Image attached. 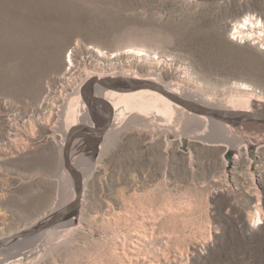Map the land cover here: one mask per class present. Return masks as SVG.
I'll use <instances>...</instances> for the list:
<instances>
[{
	"label": "rangeland",
	"instance_id": "rangeland-1",
	"mask_svg": "<svg viewBox=\"0 0 264 264\" xmlns=\"http://www.w3.org/2000/svg\"><path fill=\"white\" fill-rule=\"evenodd\" d=\"M246 17L254 25L236 38ZM126 70L264 101V0H0V239L75 198L64 126L79 124L81 101L88 108V72ZM116 103L125 116L106 152L104 136L69 143L73 164L87 161L73 166L91 170L67 215L75 228L61 232L65 218L8 239L0 264H264V131H231L256 144L252 171L245 148L228 164L235 141L218 128L149 125L129 117L147 113L142 97ZM179 132L185 150L170 137Z\"/></svg>",
	"mask_w": 264,
	"mask_h": 264
},
{
	"label": "bare ground",
	"instance_id": "bare-ground-1",
	"mask_svg": "<svg viewBox=\"0 0 264 264\" xmlns=\"http://www.w3.org/2000/svg\"><path fill=\"white\" fill-rule=\"evenodd\" d=\"M253 25L254 24L250 20V18L246 17L243 21L236 22L233 25V29H234L233 33L236 35V38H240L245 34L246 29H249V27L252 28ZM106 75H107V73L88 72V74L84 77L83 82L88 80L89 78H91L93 76L100 78V77H103ZM110 75L111 76H131V77H136V78H146V79H149V80H152L154 82L159 83L160 85H162V87L166 91L174 93L181 98H186V99L192 100L196 103L215 107V108L251 110V103L255 107L259 106V104H260L259 99H255L254 102H252V99L250 98L251 97L250 94H246L247 99L246 98L244 99L241 95L240 96L237 95V97H235V98H228L227 96H223L222 98L217 99L218 98L217 96H213L211 94L197 92V91H193V90H187V89H183V88L179 89V87H177L174 83L169 84L167 82H164L158 77H153L150 73L138 75L135 71L126 70V71L112 72V73H110ZM95 93H96V95L105 99L111 105L112 113H113L111 123H110L108 129L106 130V132L104 134L102 142L98 146V148H100L101 153L106 152V150L109 147L111 137L113 136L115 131L119 130V127L123 124V119H124L123 117L125 116V112L122 111V109H120V107H118L116 101H118V100H129V99L137 97V96L142 97L144 100H146V102H148V104L145 106L142 104H139L142 106L140 108L143 109L144 111H147V113L130 112L129 117H131V119H134V121L135 120H137V121L143 120L144 123H148L149 125H159V124H161V122H164V121L171 122L173 120V117H176L178 119V121H181L180 119L183 118L184 119L183 125H186L187 124L186 121L188 119H190V120L195 121V123H197L198 125H200L203 128H205L207 126L216 127L221 132H223L226 136L227 135L229 137L231 136L233 141H235V146H238L237 148L239 150L237 153H240V148H245L247 151L246 144L240 145L239 144V138L231 135L232 128L229 125H226V124L217 122L215 120L209 119L204 115H197V114H194L192 112H189L188 110L184 109L183 107H181L177 103L172 102L170 99H168L167 97H165L164 95H162L161 93H159L155 90H151V89L146 88V89H138V90H133V91H115V90H110V89L106 90V89H98L97 88L95 90ZM75 94L77 96H79V87L76 88ZM261 105H264V103H261ZM146 107H148V108H146ZM93 119H94V117L91 114L89 108H86L83 101H81L80 113L77 115V121L79 122V124H87V125L93 126V124H94ZM73 124H75V123H73ZM170 127L171 128L169 130L173 129L174 131H176L178 129V127H175V126H170ZM68 128H69V126H67V125L64 126L63 133L66 135V141H65V144L63 143V141L61 142V147L63 148V150H64V147H65L66 142H67V136H68V132H69ZM162 133H164V132H162ZM181 133L182 132H179L177 134V136L180 137ZM201 133L202 132L199 131L198 133H194V135L196 137H199L201 135ZM85 138L88 139L87 137H85ZM237 141H238V143H237ZM255 152H256V150H255ZM247 155H248V153H247ZM234 156L235 155H233V157ZM249 158L252 160L251 164H249V165H250L251 170L253 171L254 166L257 165V163H258V157L256 156V158H254V159L251 157H249ZM77 160H78V162L74 163V164H73L72 160H70V161H71L72 165H81V164L85 165V164H87V161L84 157H78ZM90 172H91V170L89 167L83 169L82 170V179L85 180L86 178L90 177V175H91ZM66 177L69 178L67 174H66ZM73 196L75 197V194H73ZM61 206H63V205H59V204L56 205V207H54V210L50 215H52L54 212H56L58 210V208H61ZM49 216H46V217L40 219L36 224H33L30 227L39 224L40 222L44 221ZM74 220H76V217L71 216V217L67 218L65 221H63L62 224L67 225V227L60 229V231L65 232L69 228H71V229L75 228ZM56 226H60V225L59 224L53 225L52 227H50V229L51 228L54 229V228H56ZM30 227L28 226L24 229L18 230L16 233L27 230ZM48 229L49 228H47V230ZM43 231L44 230H42L40 232H43ZM40 232H38V233H40ZM31 235H33V234H31ZM28 236H30V235H28ZM25 238H29V237H25ZM57 238H58V236H57ZM8 242H11V240H8ZM8 242L0 244V247L7 244ZM25 251L26 250L19 252V254H21ZM38 251H40V250H38Z\"/></svg>",
	"mask_w": 264,
	"mask_h": 264
},
{
	"label": "water",
	"instance_id": "water-1",
	"mask_svg": "<svg viewBox=\"0 0 264 264\" xmlns=\"http://www.w3.org/2000/svg\"><path fill=\"white\" fill-rule=\"evenodd\" d=\"M110 89L115 91H133L138 89H151L160 92L173 102L177 103L184 109L197 115H204L209 119L217 122L229 125L233 129H252L264 131V101H260L259 106L255 107L251 103V110H238V109H224L215 108L203 104L196 103L192 100L181 98L174 93L166 91L162 85L146 78H136L127 76H111L106 75L103 77H91L84 82L80 88V94L83 100L87 103V106L96 120L95 125L90 126L87 124H76L69 129L67 142L63 150L64 162L69 170L73 181L76 186L75 198L65 205L62 209L54 212L47 217L44 221L37 225L30 227L22 232L15 233L9 237L0 239V244L5 243L8 239H14L21 236H27L38 233L48 227L55 225L57 222L64 220L67 215L73 212L80 202L81 190H82V174L72 165L69 159V143L73 136H81L83 138H91L98 145L106 130L108 129L112 120V107L102 97L96 95V89ZM254 102V100L252 101ZM256 102V101H255ZM258 103V102H257ZM177 133L170 134V137L176 136ZM86 139V138H85ZM181 148L187 149L188 138L181 137ZM239 144L247 145V153L251 158H256L255 149L256 144H251L246 138L239 137ZM238 145V144H237ZM238 146L235 149L227 148L224 153V158L228 161V164H232V157L235 152L238 151Z\"/></svg>",
	"mask_w": 264,
	"mask_h": 264
}]
</instances>
